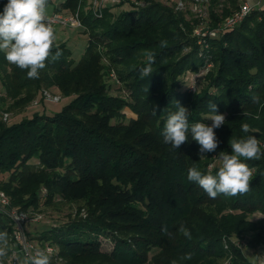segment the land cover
<instances>
[{
    "label": "trees",
    "instance_id": "1",
    "mask_svg": "<svg viewBox=\"0 0 264 264\" xmlns=\"http://www.w3.org/2000/svg\"><path fill=\"white\" fill-rule=\"evenodd\" d=\"M135 1L121 14L109 8L102 17L82 16L89 44L78 64L71 50L56 42L60 58L49 59L39 78L29 79L27 70L8 63L0 52V78L10 98L31 103L36 91L43 94L51 86L72 98L58 113L36 112L11 125L3 121L0 106V189L20 211L58 201L82 206L85 218L77 213L78 219L34 237L41 245L56 246L69 264H254L236 241L264 249V158L246 161L254 177L250 191L236 197L210 199L188 181L187 170L196 166L206 173L211 166L215 174L216 156L231 153V138L254 135L264 151V10L256 9L231 32L209 40L208 51L192 36L183 14L159 0ZM6 3L0 0V13ZM77 3L66 0L65 5L75 10ZM212 17L215 24L221 20ZM187 48L190 52L183 54ZM143 50L156 56L148 78L137 72L145 63ZM104 57L121 67L118 75L129 100L108 94ZM202 68V88H184L182 77ZM176 101L188 109L190 125H211L204 119L209 101L225 116L214 130L219 146L205 160L190 135L179 149L163 143L165 119L177 110ZM126 108L136 114L129 123H124ZM243 123L255 133H244ZM256 213L262 218L251 220ZM181 224L191 240L179 232ZM165 225L170 236L161 230ZM0 230L12 240L1 213ZM103 240L113 243L112 250L103 249ZM186 253L193 254L191 260L181 259Z\"/></svg>",
    "mask_w": 264,
    "mask_h": 264
},
{
    "label": "clouds",
    "instance_id": "2",
    "mask_svg": "<svg viewBox=\"0 0 264 264\" xmlns=\"http://www.w3.org/2000/svg\"><path fill=\"white\" fill-rule=\"evenodd\" d=\"M48 0H7L0 13V52L4 53L8 63L21 70H27L29 79H38L40 71L46 67V62L56 61L62 55L56 45L55 30L47 17ZM166 41L161 42L165 46ZM54 46L57 48L53 54ZM144 66L137 69L141 78H148L153 73L156 56L151 50H143ZM259 103V97L252 98ZM177 110L168 112L161 135L163 143L172 149H179L188 142L189 135L199 145V158L205 160L206 153L215 152L219 146L215 129L225 123V116L218 114L217 106L209 101V112L204 119L211 120V125L196 122L189 124V111L176 101ZM158 106L152 107V115L157 114ZM257 119L259 117L257 116ZM244 133H255L248 123L241 125ZM231 153L220 152L216 156L218 171L213 174L211 166L205 173L196 166L189 167L187 179L198 184L210 199L219 195L236 197L250 191V181L253 179V169L246 161L264 158L261 141L254 135L241 138H231L229 141ZM13 221L21 219L13 215ZM162 232L171 235L167 226H162ZM179 232L191 240V232L183 224ZM17 239L22 246L19 250L12 247V240L7 230H0V264H53V254L48 247H35L23 233H18ZM192 253H186L182 260H191ZM57 264L59 261L57 260ZM171 264H177L173 260Z\"/></svg>",
    "mask_w": 264,
    "mask_h": 264
},
{
    "label": "rangeland",
    "instance_id": "3",
    "mask_svg": "<svg viewBox=\"0 0 264 264\" xmlns=\"http://www.w3.org/2000/svg\"><path fill=\"white\" fill-rule=\"evenodd\" d=\"M159 1L165 6L183 14L184 18L189 23L190 28H193L192 36L196 38L195 31L197 29L203 28L206 30L208 28H215L221 22V20L224 19L225 11L233 13L239 5L243 4L247 0H215L216 3H214L213 0H208L206 3H200L196 0ZM252 1L253 0H250V2ZM65 3L66 0H49L47 6L48 19L54 15V12L58 13L56 11L57 8L61 9L60 13L64 15L71 14L78 9L81 10L82 16H88L92 13H90V11L88 10V7L90 6V0H78L75 10L67 9ZM105 6L108 7L106 9L111 8L113 14H121L125 11V9L131 8L130 10H132L133 8V6L129 3L124 4L122 6H118V3L113 2L112 0H107L105 2ZM138 6L143 7L144 4L140 3L138 4ZM212 14L216 15V17H219V19L221 18L218 24L214 23L215 21L212 17ZM92 15L94 16L93 13ZM85 29V26L81 28H72L65 27L62 25H56L54 28L56 42L58 44L64 43L71 50L72 59L74 60L75 64H78L81 61L87 51V47L89 44V35L85 33ZM201 49H204V46H201ZM210 49L211 46L207 48L208 51ZM98 50L102 51L103 48L98 47ZM190 50V48L185 49L183 54H187L188 52H190ZM202 54L203 53L200 52L201 56ZM103 64L106 66L105 71H103V80L107 84L108 94L116 97H121L125 100H129V92L127 91L126 84L120 79L118 75V70L121 67L118 66L117 68L116 66L112 65L105 57L103 58ZM7 70L10 71V68H8ZM205 73L206 72L204 71V68H202L201 71L197 74H193L190 72L187 73L185 76L182 77V86H184V88H188L192 92L199 91L203 86L201 83L204 80ZM5 92L6 90L0 78V106H2L4 110L3 121L8 123L9 125L18 123L25 118H31L36 112H40V114H46L48 112L50 115L58 113L62 111V109L72 99L66 98L55 86L46 87V89L43 91V94L42 92L38 93L36 91L34 98L32 100H29L31 101V103H20L18 100L12 99L7 96ZM53 97L60 98V101L56 102L50 100ZM123 113L126 116V120L124 123H129L131 118L136 117V114H134L129 108L124 109ZM6 114L7 119H5ZM215 165H218V162H216ZM77 213H81L84 218L87 216L85 210H82V206L80 204L66 201H58L53 205L31 210L30 217H36L39 220L28 221L26 228L30 237L34 240H37L34 238L35 236H41L49 232L51 228H59L73 220L78 219V215L76 216ZM261 218L262 216L258 213L250 216V219L253 221H258ZM103 241V249L112 250L113 243L106 241L103 243ZM236 242L238 245L239 242ZM240 244L242 246L241 249L244 255L250 262L254 264H264L263 248L249 247L248 245H244L243 243Z\"/></svg>",
    "mask_w": 264,
    "mask_h": 264
},
{
    "label": "built area",
    "instance_id": "4",
    "mask_svg": "<svg viewBox=\"0 0 264 264\" xmlns=\"http://www.w3.org/2000/svg\"><path fill=\"white\" fill-rule=\"evenodd\" d=\"M107 0H90V6L88 10L94 14V16H103V11L108 8L105 6V2ZM118 4L120 3H130L136 2L135 0H112ZM200 3H206L208 0H196ZM256 9H264V0H250L245 1L240 5L239 9L234 11L231 15L222 20L215 28L208 29H197L195 31L196 38L198 40V44L200 46H204V49L207 50L209 48V40L216 39L220 36H223L239 25ZM49 21L52 24V27L55 28L56 25H62L65 27L72 28H81L84 27L82 12L80 9L76 10L71 14H62V13H54L53 16L49 18ZM211 64H208L207 69L211 68ZM50 99V98H49ZM50 100L60 101V98L53 97ZM5 119H7V114L5 115ZM0 213L3 218H5L9 226L12 229V244L13 248L19 250L22 246L21 241L17 239L18 233H23L29 240V242L35 247H48L51 249L53 254V264H57V260L59 264H69L60 254L59 249L51 244L41 245V243L37 240H34L30 237L26 225L30 220H39L36 217H30V212L20 211L14 207H12L11 198L5 191L0 189ZM13 215H20L21 219L18 221H13L11 217ZM240 245V243H239Z\"/></svg>",
    "mask_w": 264,
    "mask_h": 264
},
{
    "label": "crops",
    "instance_id": "5",
    "mask_svg": "<svg viewBox=\"0 0 264 264\" xmlns=\"http://www.w3.org/2000/svg\"><path fill=\"white\" fill-rule=\"evenodd\" d=\"M55 13V12H54Z\"/></svg>",
    "mask_w": 264,
    "mask_h": 264
}]
</instances>
